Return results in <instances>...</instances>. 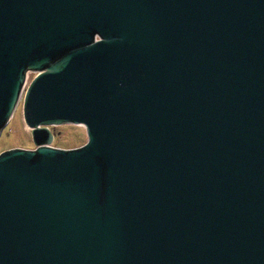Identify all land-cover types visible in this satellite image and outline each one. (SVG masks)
<instances>
[{
	"label": "water",
	"instance_id": "1",
	"mask_svg": "<svg viewBox=\"0 0 264 264\" xmlns=\"http://www.w3.org/2000/svg\"><path fill=\"white\" fill-rule=\"evenodd\" d=\"M20 102L0 264H264V0H0Z\"/></svg>",
	"mask_w": 264,
	"mask_h": 264
},
{
	"label": "rangeland",
	"instance_id": "2",
	"mask_svg": "<svg viewBox=\"0 0 264 264\" xmlns=\"http://www.w3.org/2000/svg\"><path fill=\"white\" fill-rule=\"evenodd\" d=\"M29 80L36 72H29ZM32 75H34L32 77ZM54 131L53 145L62 148H72L84 144L87 141L86 129L77 124H62L52 126ZM34 148L31 130L23 119L22 102L18 105L13 117L3 128L0 134V152L13 148Z\"/></svg>",
	"mask_w": 264,
	"mask_h": 264
},
{
	"label": "flooded vegetation",
	"instance_id": "3",
	"mask_svg": "<svg viewBox=\"0 0 264 264\" xmlns=\"http://www.w3.org/2000/svg\"><path fill=\"white\" fill-rule=\"evenodd\" d=\"M32 72V71H31ZM29 74L30 73H28V76H27V83H26V86L30 83V81L32 80V78H31V80H29ZM35 75H36V73H35ZM34 75H32V77H33Z\"/></svg>",
	"mask_w": 264,
	"mask_h": 264
},
{
	"label": "bare ground",
	"instance_id": "4",
	"mask_svg": "<svg viewBox=\"0 0 264 264\" xmlns=\"http://www.w3.org/2000/svg\"><path fill=\"white\" fill-rule=\"evenodd\" d=\"M77 125H80L81 126V124H77Z\"/></svg>",
	"mask_w": 264,
	"mask_h": 264
}]
</instances>
